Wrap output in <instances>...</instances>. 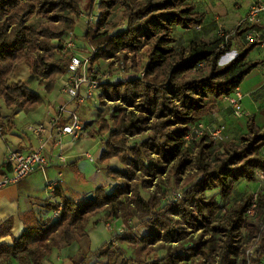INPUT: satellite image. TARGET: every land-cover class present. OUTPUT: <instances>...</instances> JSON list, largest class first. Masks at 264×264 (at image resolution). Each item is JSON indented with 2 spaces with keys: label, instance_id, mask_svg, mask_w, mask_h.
<instances>
[{
  "label": "trees",
  "instance_id": "16d2710c",
  "mask_svg": "<svg viewBox=\"0 0 264 264\" xmlns=\"http://www.w3.org/2000/svg\"><path fill=\"white\" fill-rule=\"evenodd\" d=\"M95 4L102 13L98 14L94 27H88L84 33L86 49L101 43L106 47L93 60L99 55L109 57L139 50L148 58L143 76L137 75L132 80L108 79L99 87L100 97L122 101L111 107L108 117L99 118L98 130L93 132L104 136L98 162L105 165L109 176L120 179L121 184L112 190L98 186L93 191V200H87L86 194L59 196L63 209L51 223L43 222L32 211L24 212V231L11 243L0 244V258L15 259L18 264H44L54 248L69 246L86 235L92 218L103 211V219L111 222L143 220L148 234L142 238L141 252L154 251L156 244H159L156 250L165 249V254L151 259L128 256L121 244L136 241L132 236L135 227L129 225L124 232L111 236L119 243L118 250L112 251L108 240L92 251L109 255L111 264L119 257V264H247L246 249L257 241L260 245L253 264H262L264 188L243 192L232 203L230 197L239 181H257V172L264 173V125L259 126L255 116L250 115L246 130L236 140L225 143L222 151L217 150L207 133L190 146L185 139L194 126L203 123L202 119L218 98L233 93L261 64L260 60L248 59L249 53L259 45L258 41L244 39L251 26L242 19L233 28L234 33L219 28L211 40L195 38L175 46L177 27L189 31L192 24L198 23L200 28L194 30L202 28L205 14L193 0H90L88 16L94 15ZM116 6L122 9L126 19L122 29H114L116 25L109 19ZM68 8L74 14L80 10L75 0H41L39 14L49 15L47 20L52 21L44 23L37 36V28L28 22L37 15L33 2L0 0V99L8 108L30 113L43 102L41 95L31 91L27 83L9 84L19 63L25 62L48 92L55 89L54 77L65 69L67 62L54 59L51 42L56 39L55 43L62 48L63 34L67 32L75 37L76 21L65 13ZM53 21L59 26H49ZM105 24L107 30L100 31ZM240 37L243 43L236 57L220 65L219 59L233 48L234 39ZM40 63L47 67L39 75ZM124 104L135 106L138 112ZM147 114L153 120L151 132L144 139L130 143V136L143 134L147 129ZM10 125V120L5 121L0 114V128L6 130ZM114 157L124 169L108 166ZM71 164L74 165L66 162L58 169ZM74 170L76 176L80 175ZM187 170L193 173L188 172L178 200H163L172 189L168 186L177 185L180 174ZM152 178L158 180L156 191L145 197L141 192L148 190ZM254 196L252 215L248 210L254 204ZM11 225V219L5 221L0 232L8 233ZM193 232H198L197 236ZM171 241L177 242L176 247L164 244ZM86 259L72 257L70 261L96 264L87 263Z\"/></svg>",
  "mask_w": 264,
  "mask_h": 264
},
{
  "label": "rangeland",
  "instance_id": "374dc122",
  "mask_svg": "<svg viewBox=\"0 0 264 264\" xmlns=\"http://www.w3.org/2000/svg\"><path fill=\"white\" fill-rule=\"evenodd\" d=\"M25 1V0H24ZM33 2L34 6H37V15L32 16L30 18V20L28 22H30L35 28H37V36L40 35V30L43 28L42 25L46 22L52 21L51 19L47 20V17L49 15H45L42 16L39 14L38 12V6H40V1L41 0H28ZM196 1V2H195ZM228 3H232L233 0H226ZM76 3H78V6L80 7V10L78 11V14H74L72 12V10L70 8L66 9L65 13H67L68 15H70L69 17H73V19L76 21V25L74 28V35H72L71 33H65L63 34L60 38V41L63 42L62 44L65 43V39H69V40H74L75 45L69 49L66 50L67 52L64 51V48H59L58 44H56L55 42H57L56 39H54L51 42V47L53 48V52H54V59H60V60H65L67 63L69 61V54H72V51L77 52L78 54H83L86 55L88 54V51L86 49L87 44L84 41V33L86 31V29L88 27H94V23L97 21V16L98 14L102 13L101 9L99 8L98 4H95L93 6V13L94 15L88 16V12L91 9L89 7V2L90 0H75ZM194 4L198 7H205L207 11L212 10V6L210 7V4H215V0H193ZM218 6L215 5L214 8H217ZM46 9V8H45ZM244 9V8H243ZM242 8L238 9V15L243 16L244 15V10ZM218 10V9H215ZM214 10V11H215ZM51 15L55 14L54 12H50ZM109 19L113 22L114 25H116V27L114 29H122L124 28V26L126 25V19L123 18V13H122V9L118 6L113 7L112 11H111V15L109 16ZM27 22V23H28ZM239 22V21H238ZM228 25H232V26H222L223 30H231L230 33H234V29L236 26L233 27V25H236L237 22L232 23L230 22H226ZM48 24V23H47ZM58 22L57 21H53L51 23H49V26H59L57 25ZM198 23L192 24V26L190 27L191 29L189 30L191 36H186L183 35L181 37L178 38V33H176L175 37L178 38V40L174 41V45L175 46H179V41L183 40L182 37L184 38H190L192 37V30H194L197 27ZM239 25V24H238ZM108 26L107 24L102 25L100 27V31H104L107 30ZM70 32V31H68ZM214 36V35H213ZM236 36V35H235ZM175 38V39H176ZM215 38L214 37H211ZM208 39V40H211ZM236 41H238V39H234V44H233V49L230 50L229 52H227L226 54H224L220 59H219V64L220 65H224L226 63H228L231 59H233L234 57H236L237 53H238V47L240 46V44L237 46L236 45ZM238 43V42H237ZM240 43V42H239ZM67 44V43H66ZM98 46L99 49H98ZM95 46V45H89V50L91 54V62H90V72L98 74L99 77H102L103 79H110L111 81H115L117 77H123L126 80L129 79H135L137 75L139 76H143L144 72H145V66L147 65L148 62V58L146 56H144V54H142V50L139 51H124V52H118L117 55H113V56H102L99 55V57H96L94 60L93 58L96 56V54L99 51H102L105 49L106 44L105 43H101L100 45ZM75 50H74V49ZM93 50L95 51V53H93ZM48 54H50L48 52ZM264 51H260L258 48H254L250 53H249V59H260L261 56H263ZM43 63L39 64V71L38 74L40 75V72H42L43 69H45V66ZM93 66L97 67V69L100 70V72H94ZM47 67V66H46ZM256 69V68H255ZM254 69V70H255ZM67 70V65L65 67L64 70H62V72H60L59 74L56 75V77H54V79L56 80V87L53 91L48 92L46 87L39 84V82L37 81V77L35 75L32 74V72L30 71L28 65L25 62L19 63L15 69V71L13 72L10 80H9V84L13 85L16 83H27L28 88L33 91L36 92L37 94L41 95L42 99H44V101L42 102V104L38 107V109L41 112H44L45 117L49 116L48 113V108L51 104L54 103V100H56V98L59 97L58 103H68V107L71 109H74L77 111V113L79 114L82 123H84V127L85 130L87 131V137H85L84 139L87 140V144L85 145V147L83 148L84 151H88L91 156L94 157L95 161L92 162L90 161L88 158L85 157H80L79 162L77 164V166L80 168L79 172V179L77 181V183H75L74 186H72L74 188V191H76V194L83 196L84 194H89L90 192L93 193V191L98 187V186H105L106 189H114L117 185L121 184V180L120 179H116L114 177L109 176L106 171L104 170L105 165L100 164L98 162V158L101 154V151L103 149V141H104V136H99L97 134L93 135V132L98 130V120L101 116H105L108 117L109 116V112L112 106L117 105V104H122V101L120 99L118 100H110V99H106V98H102L99 96V94L97 93V95L94 97V99L92 100H88L85 103H82L81 105H75L73 103L70 104L69 102V97L65 96L64 94H62L60 92V83H59V77L62 73H65ZM252 71L251 73H249L244 80L242 81V83L240 84L241 86V90L243 92H247L248 88L253 85L255 82L254 81H258L259 78H255L256 76V71ZM30 75H32L33 77H30ZM255 78V80H254ZM131 79V80H132ZM122 81V80H121ZM106 82V81H105ZM103 84V83H102ZM100 84V86L102 85ZM224 97H220L215 101V105L210 109V111L207 113L206 116L214 114L218 107L221 106L222 104L225 106L226 104L222 101H224ZM103 101V102H101ZM76 106V107H75ZM124 106H126L128 109H133L136 112H138L137 108L135 106H127L124 104ZM242 111L245 112L247 111L248 113H253L256 116V123L259 126L264 125V95L262 97L259 98V101L257 102V104H253V99L251 97V95L249 94H244V99L242 102ZM9 109L5 104L4 101L2 99H0V114L2 115V118L6 121V120H10V122L12 123L11 125H13L12 122V118L13 117V113H11L10 116V112ZM54 109L56 110L57 113V109L54 106ZM244 109V110H243ZM25 113V112H24ZM55 113V114H56ZM9 114V115H8ZM25 114H29V113H25ZM234 114V112H233ZM148 116V123H147V129H145L143 134H139L137 133L135 136H130V143L131 141L134 142V140H141L144 139L146 136L149 135V133L151 132V130L149 129L151 127L152 124V119H151V115L147 114ZM205 116V117H206ZM50 117V116H49ZM204 117V118H205ZM22 119L24 118L25 120H28L26 118V115H22L21 117ZM23 119V120H24ZM24 120V122L20 123L19 122V126L18 128L21 129L24 126V123L26 122ZM65 120V118L60 117L59 120V124L62 123ZM203 120V119H202ZM247 116H243L242 119H236L233 118L232 116H224V115H219L217 114L216 118H215V124H214V128H216V126H218L219 124H225L226 125V131L223 133V137L219 140H217L216 145H217V150L222 151L223 145L227 142H229L230 140H236L238 137V134H240L242 132L241 126L245 124L247 126ZM229 128V129H228ZM226 133H228V137L226 136ZM210 137V136H209ZM234 137V138H232ZM211 139V138H210ZM195 150V149H194ZM63 157L68 160L69 156L67 157V154H62ZM193 153L190 154L191 158ZM189 156V157H190ZM108 166L112 167V169L114 170H122L124 169V165L120 163L118 158H111L108 161ZM188 172H192V170H187L184 173L180 174V179L179 182L177 183V185H175V183H172V187L168 186V188H172L170 191H168L167 195L163 198V200L165 201H176L178 200V198L181 196L182 194V184H184L187 174ZM262 174V172H260V175ZM64 178V177H63ZM147 178H150L149 176H147ZM157 179L156 178H152L151 179V183L148 186V190H142V194L145 197H148V195H152L154 194V192L156 191L157 188ZM262 184V186H260L258 189V185L260 184V182ZM259 181H246V180H241L239 181V183L236 185V188L234 190V192L232 193L231 197H230V203H232L235 199H237L243 192H249V193H253L256 192L257 190H259L260 188H263L264 186V178L260 177ZM66 187L65 184V179H64V186ZM63 187L59 190L58 195L62 198V193L61 191L63 190ZM43 189V195L46 197V193L44 191V184L42 186ZM94 194V193H93ZM85 195V197H86ZM130 195V194H129ZM229 204V203H228ZM255 213H252V215ZM51 214V211L46 212L45 214H43L44 216H49ZM104 216V212L102 211L100 214H97L95 217L92 218L87 233H86V239L83 240V242H81V246L83 245L84 241L87 242V240H90V247H87V250H83L81 254H77L74 256L75 260L80 259L82 256L83 257H87V263H96V264H111V262H109V255H104L101 256L100 254H95L92 251L99 248L103 243L107 242L108 240H111V244H112V251L113 249L118 250V248L120 247L119 243L117 242L116 239L111 238V236L118 232V233H122L125 230H127V226H132L135 227L134 231H133V238L134 240H136L135 242L131 243V242H125L123 244H121L122 249L125 251V253L128 256H134L136 257L137 260L144 258H155L157 256L163 255L165 254V249H157L156 247L159 246V244H156L153 246V248L156 250L154 251H150V253L147 254L148 251L146 252H141L139 249L141 248V241L142 238L148 234V229L146 228V226L144 224H142L141 222L143 220H138V219H130L128 221H123V219H117L116 221H112L110 219H103ZM175 219H180L179 216L174 215ZM189 229V228H188ZM198 232H193L192 235L193 236H197ZM84 236V235H83ZM76 242V241H75ZM73 244V243H72ZM69 245L68 247L72 246ZM79 244V243H77ZM77 244H73V248L78 246ZM164 244L167 246L169 245L170 247H176L177 242L171 241V242H164ZM255 243L250 246L249 248L246 249L245 252V257L247 258L248 262L247 264H253V258L249 257L247 254V251L250 250H254ZM260 245V243H259ZM72 250V249H70ZM67 250H63L62 248H54L52 250V252L50 253L49 257H47L44 260V264H49V262L51 264H75L72 261H68L66 260L67 258ZM111 253V252H110ZM120 258L119 257L117 259V261H115V264H119L120 262ZM13 264H18L17 261L15 260V262ZM192 264V263H189Z\"/></svg>",
  "mask_w": 264,
  "mask_h": 264
},
{
  "label": "crops",
  "instance_id": "0c3cea01",
  "mask_svg": "<svg viewBox=\"0 0 264 264\" xmlns=\"http://www.w3.org/2000/svg\"><path fill=\"white\" fill-rule=\"evenodd\" d=\"M215 4H210L212 6V10L207 11L205 7L198 8L199 11L205 14V18L202 23V28L200 31L192 30L193 34L191 39L197 38V40H208L211 37L215 36L216 31L222 26H232L228 25L226 22H237V26L240 20H244L247 16L250 5L258 0H233L232 3H228L226 0H215ZM264 1V0H261ZM217 5V8H214ZM244 8V15H238V9ZM218 9V10H215ZM215 10V11H214ZM239 21V22H238ZM257 28H264V13L261 15L260 24ZM190 31H186L184 28L177 27L174 31V36L178 33V38L186 35L191 36ZM189 33V35H188ZM214 35V36H213ZM176 38V37H175ZM176 38V40H178ZM179 41V45L187 44L191 39L184 38ZM236 45L243 43L242 38H237ZM264 40V35L262 36ZM238 42V43H237ZM240 42V43H239ZM261 42V41H260ZM255 48H258L260 51H264V44H261ZM233 49V48H232ZM231 49V50H232ZM249 59V56H248ZM250 60V59H249ZM251 60H260L261 64L254 70L256 71L255 78H259L258 81H254L255 83L251 85L247 92H243L241 90V86L238 88L242 92V102L244 99V94H250L253 99V104H257L259 98L264 95V54L259 59H251ZM252 72V71H251ZM250 72V73H251ZM254 78V80H255ZM59 97L54 100L57 102ZM44 101V99H43ZM51 104L48 108L49 116L45 117L44 112H41L39 109L30 112L29 114H25L23 111L18 109H9L10 116L13 113L12 122L13 125H10V128L3 130L0 128V175L7 172L8 167L5 165V157L9 150L18 149L24 152L31 151L37 149L41 143H45L43 153L51 159L50 164L47 166L46 170L43 171H35L31 173L26 178L20 180L18 183L10 184L0 189V226L5 223V221L11 219L12 225L9 229V232L6 234H2L0 232V244L1 243H11L13 238L19 236L25 229L23 222V213L24 212H34L37 217H39L43 222H52V206L49 204L47 198L43 195L42 186L44 184L45 177H54L61 173L65 179L66 187H63L61 191V195L63 196H71L76 194L74 188L72 186L75 185L78 181V176L75 175V170L79 171V167L77 166L80 157L87 158L88 151H84L83 148L87 144L86 139L81 140H73L69 135H61L58 131V124H51L52 120L55 119V109L54 106L56 103ZM226 105L223 104L218 107L217 111L214 114L208 115L203 118V123L209 129H213L215 126V118L217 114L224 116H232L236 119H242L245 115L247 119L250 115H254L253 113H248L247 111L243 112L242 117H237L233 114L234 110L229 105L227 100L222 101ZM76 107V106H75ZM243 108V106H242ZM244 110V109H243ZM9 115V114H8ZM22 115H26L28 120L24 123V126L19 129V122L22 123L24 120L21 118ZM256 119V116H255ZM257 121V119H256ZM12 124V123H11ZM84 124V123H83ZM44 126V131H34L33 126ZM85 125V124H84ZM217 127V126H216ZM229 129V128H228ZM242 132L246 130V124L241 126ZM241 132V133H242ZM228 133H226V136ZM239 135V134H238ZM234 138V137H232ZM59 154H67L66 156L69 158L66 162L74 163V165H68L66 169L59 170L58 167L64 164H57L52 159L57 160V155ZM79 168V169H78ZM264 178V173H262ZM259 181V177L258 180ZM260 182V181H259ZM64 186V185H63ZM262 186L261 182L258 185L257 189ZM264 188V186H263ZM51 211L49 216H44L46 212ZM86 239V236H81L77 239L75 244L78 246L73 248V244L71 247L63 246L61 247L63 250H67V258L66 260H70V258L74 257L77 254H81L83 250H87V247H90V240L84 241L81 246V242ZM81 241V242H80ZM72 249V250H70ZM49 257V256H48ZM17 261V260H16ZM15 259L12 260H3L0 258V264H13ZM18 263V262H17ZM49 264H51L49 262Z\"/></svg>",
  "mask_w": 264,
  "mask_h": 264
},
{
  "label": "built area",
  "instance_id": "2783aa9c",
  "mask_svg": "<svg viewBox=\"0 0 264 264\" xmlns=\"http://www.w3.org/2000/svg\"><path fill=\"white\" fill-rule=\"evenodd\" d=\"M263 13L264 1L258 0L250 5L247 16L244 19V23L251 26L250 29L244 33V39L246 42L261 41L260 43L264 44V40L262 39V36L264 35V28H257V26L260 24L261 15ZM196 28L199 29L200 26L197 25ZM74 45V40L65 39V43L63 44L62 48H64V51L67 52L66 50L71 49ZM87 51L88 54L86 55L78 54L77 52L72 51V54H69L67 70L59 77L60 92L69 97L70 104L73 103L75 105H81L88 100L94 99V97L99 92L100 84L108 80L106 78L103 79L102 77H99L98 74L90 72L92 53H90L89 48ZM93 53H95L94 50ZM93 69L94 72H100L96 66H93ZM223 97L233 108L235 116L242 117L243 95L241 90L236 88L233 93ZM55 103L57 113L55 110V119L52 120L53 122H51V124H58L59 134L69 135L75 141L89 136L87 135L84 124L82 123L81 118L76 110L69 108L67 105L68 103H58V101ZM60 117L65 118V120L59 124L58 122ZM33 130L44 131V126H33ZM225 131V124H219L216 128L209 129L204 123L200 122L192 128L191 132L186 135L185 139L187 141V145L190 146L195 140L207 133L208 136H210V138L216 142L223 137V133ZM44 146L45 143H41L37 149L27 152L18 149L9 150L5 157V165L9 170L0 175V189L10 184L18 183L20 180L26 178L35 171L41 170L44 172L51 162V159L43 153ZM87 158L92 162L95 161L94 157L90 154H87ZM56 159L57 160L52 159V161H55L57 164H65L67 161L62 154L57 155ZM257 176L259 178L263 177L262 174L260 175V172H257ZM63 185L64 178L61 173L54 177L46 176L44 179V191L49 204L52 206L53 219L59 218L63 209V203L61 202V199L58 195V192L63 187ZM110 190H112V188H110ZM253 201L254 204L248 210L249 214H252L255 210L256 196H254ZM254 247V250L247 251L249 257H255V251L259 247L258 241L255 242ZM262 264H264V260Z\"/></svg>",
  "mask_w": 264,
  "mask_h": 264
},
{
  "label": "water",
  "instance_id": "95a60500",
  "mask_svg": "<svg viewBox=\"0 0 264 264\" xmlns=\"http://www.w3.org/2000/svg\"><path fill=\"white\" fill-rule=\"evenodd\" d=\"M87 200H93L94 199V194L90 192L89 194L86 195Z\"/></svg>",
  "mask_w": 264,
  "mask_h": 264
}]
</instances>
